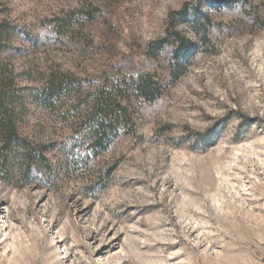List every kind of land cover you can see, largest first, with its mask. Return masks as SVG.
<instances>
[{
  "label": "rangeland",
  "instance_id": "374dc122",
  "mask_svg": "<svg viewBox=\"0 0 264 264\" xmlns=\"http://www.w3.org/2000/svg\"><path fill=\"white\" fill-rule=\"evenodd\" d=\"M186 1L208 14L210 41L201 51L175 23L191 50L172 80L166 50L147 49ZM90 3L96 19L51 30L53 16ZM0 22L18 130L52 166L46 184L39 172L0 180V264H264V0H0ZM55 71L85 85L147 72L163 92L133 100L135 134L84 167L73 120L32 98ZM96 165L110 169L102 188L89 182Z\"/></svg>",
  "mask_w": 264,
  "mask_h": 264
},
{
  "label": "trees",
  "instance_id": "16d2710c",
  "mask_svg": "<svg viewBox=\"0 0 264 264\" xmlns=\"http://www.w3.org/2000/svg\"><path fill=\"white\" fill-rule=\"evenodd\" d=\"M100 12L96 4H82L64 14L53 16L48 22L55 34L66 36L74 26L96 19ZM177 22L187 24L198 36V48L201 51L206 50L210 41L207 30L211 20L199 7L190 6L186 1L180 10L168 14L165 36L151 43L147 54L154 56L155 51L166 50L172 80H178L184 73L191 50L189 42L174 29ZM4 32L0 22V51ZM162 92L163 86L154 75L147 72L116 79L106 76L96 85H85L83 79L74 74L55 71L48 73L42 84L32 91V98L40 107L56 111L64 120H73L71 135L73 147L77 150L72 148V152L76 151L73 154L79 157V160L73 162L85 167L104 153L118 136L135 134L130 109L133 100L152 103L161 97ZM18 98L12 81L4 75L0 65V180L14 179V182L20 183L25 177L29 178L39 172V180L46 184L52 171L47 147L19 132ZM207 138L206 134L193 133L196 143ZM97 167H93L89 182L102 188L110 169Z\"/></svg>",
  "mask_w": 264,
  "mask_h": 264
}]
</instances>
